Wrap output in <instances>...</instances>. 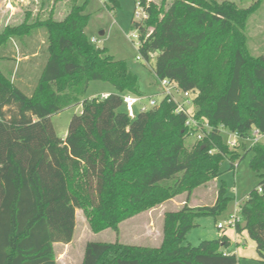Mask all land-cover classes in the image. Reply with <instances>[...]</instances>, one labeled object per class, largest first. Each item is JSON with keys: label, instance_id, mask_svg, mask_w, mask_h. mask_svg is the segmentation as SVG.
Listing matches in <instances>:
<instances>
[{"label": "trees", "instance_id": "16d2710c", "mask_svg": "<svg viewBox=\"0 0 264 264\" xmlns=\"http://www.w3.org/2000/svg\"><path fill=\"white\" fill-rule=\"evenodd\" d=\"M78 1L62 20L28 18L0 33V264H58L54 245L73 241L77 210L93 232H118L122 221L216 180L224 161L234 169L240 147L252 154L260 182L239 205L236 231H247L264 264V144H245L253 130L264 134V55L251 53L246 34L262 0L247 9L217 0H136L147 15L134 23L139 53L147 61L157 54V83L190 93L193 118L210 127L191 148L188 117L171 98L129 117L123 96L141 98L140 79L88 38V1ZM107 2L120 8V0ZM40 33L38 49L31 41ZM9 45L20 47L19 65ZM40 49L41 73L22 69ZM94 81L117 93L86 99ZM74 105L82 111L60 139L52 117ZM225 129L239 135V148L225 143ZM230 201L222 185L213 206L186 202L165 214L160 248L89 242L82 264H240L226 252V236L184 245L197 218L221 215Z\"/></svg>", "mask_w": 264, "mask_h": 264}, {"label": "rangeland", "instance_id": "374dc122", "mask_svg": "<svg viewBox=\"0 0 264 264\" xmlns=\"http://www.w3.org/2000/svg\"><path fill=\"white\" fill-rule=\"evenodd\" d=\"M6 1H8L6 3ZM2 0L0 1V33L8 26H19L28 18L29 23L38 20H47L53 14L57 20H62L70 11L75 0ZM88 1L85 14L89 15V24L86 28V34L90 40H96L95 46L106 49L108 54L113 56L117 61H125L130 70L140 79L141 91L143 93L142 104L149 106L151 99L160 104L164 98L162 87L156 81L154 67L157 54H152L149 61L145 60L139 53V37L134 23L141 22L142 19L136 18V13L142 12L137 5L136 0H120V8L109 10L107 0H79L80 4ZM163 0H148L161 4ZM173 0H167L170 4ZM218 2H233L239 8L247 9L257 4L260 0H217ZM11 4L14 9L7 11L8 5ZM259 7L252 15L247 26L248 47L251 53L256 56L264 55V0L259 3ZM104 33V34H102ZM45 41L43 33L38 34L31 41L33 45H40ZM18 49L20 47L18 46ZM17 48L9 45V50L14 53L17 64L22 59L19 56ZM1 51V49H0ZM39 57L35 61L26 62L22 69L31 68L41 73L45 64L46 56L40 49ZM21 52V51H20ZM14 62L12 61L11 64ZM15 63V64H16ZM8 65V64H7ZM33 70L30 71V73ZM34 73V72H33ZM36 74V73H35ZM34 74L27 76L28 80L32 79ZM23 91L29 93L31 88L21 87ZM117 93L116 89L106 83L94 81L90 84L86 99L102 97L103 94ZM193 101V96H191ZM139 104L136 112H139ZM194 105L191 111H194ZM82 111L81 105H74L58 115L52 117V123L60 139H65L70 122L75 115ZM222 135L226 144L230 145L234 141L233 133L230 130H223ZM198 141L196 136H190L186 139L187 147L191 148ZM249 149L253 143L245 142ZM240 141L238 143V148ZM232 148V147H231ZM238 152L243 158L237 161L234 169L231 163L226 160L221 166V174L216 180L210 181L194 189L190 195L184 193L174 199L139 214H136L119 224L118 232L112 229H106L99 233L92 231L89 221L82 210L76 211V231L72 245L63 250L58 247L57 252L60 258H63L59 264H81L84 256L86 245L89 242L96 243H120L122 245L142 248H160L164 239V218L168 212L180 210L186 202L192 207L213 206L218 197L219 189L224 185L227 189V197L231 199L227 209L219 216H202L196 219V227L188 234L184 245L197 247L203 241L218 240L226 236L230 240V246L227 249L231 255H236L240 264H259L258 254L255 242L249 237L247 231L237 233L236 228H231L228 222L239 205L243 203L246 196L254 190L260 182L259 176L250 169L251 153L245 152L240 147ZM189 198V199H188ZM188 199V201H187ZM219 224L224 229L218 228ZM62 256H61V255Z\"/></svg>", "mask_w": 264, "mask_h": 264}, {"label": "built area", "instance_id": "2783aa9c", "mask_svg": "<svg viewBox=\"0 0 264 264\" xmlns=\"http://www.w3.org/2000/svg\"><path fill=\"white\" fill-rule=\"evenodd\" d=\"M136 18L143 20L147 18V15L142 9L141 13L140 12L136 13ZM92 42L95 44L97 41L92 40ZM160 85L162 87V92H163L164 97L171 98V100L175 101V103L177 104L176 113H183L187 115L188 119L186 122V127L190 129L192 136H196L198 141L202 140L206 136V134L210 132V127L206 123H201L198 120L193 118L191 114V106L193 104V101L191 99L190 93L183 92L177 87L176 84L171 83L168 80L160 81ZM108 96H109L108 94H104L102 95V98L106 99L108 98ZM123 101H124L126 111L131 119H134L136 117L137 115L136 107L139 104H141L139 108V112H146L151 107H155L158 105L154 99L150 100L149 106L143 105L141 103L142 98L135 97L132 95H124ZM233 137H234V141L230 144V146L232 148H235L238 146L240 138L237 133H233ZM248 141H251L253 144H257V143L264 144V134L260 133L259 130L255 129L252 132V137ZM238 206H239V203H238ZM231 219L232 220L228 222L229 227L236 228L237 224L240 222L239 209L236 210L235 214L232 216ZM218 228L222 230L224 229V226L222 224H219Z\"/></svg>", "mask_w": 264, "mask_h": 264}, {"label": "crops", "instance_id": "0c3cea01", "mask_svg": "<svg viewBox=\"0 0 264 264\" xmlns=\"http://www.w3.org/2000/svg\"><path fill=\"white\" fill-rule=\"evenodd\" d=\"M0 1H2V0H0ZM6 1V0H5ZM8 1H6V3H7ZM9 9H14L13 8V6L11 5V4H9L8 5V8H7V11L9 12L10 10ZM8 26V24H6V27ZM102 34H104V33H102ZM106 94H111V93H106ZM104 95V94H103ZM74 240V239H73ZM72 243H73V241L71 242V243H69V244H61V243H57V244H55L54 245V247H55V251H56V255H57V263L59 264L60 263V261H62V259L63 258H60L59 257V254H58V252H57V249H58V247H62L63 248V250H65V249H67V248H69L71 245H72ZM226 252L228 253V251L226 250ZM61 255V254H60ZM62 256V255H61ZM83 258H84V256H83ZM82 262H83V259H82ZM82 264V263H81Z\"/></svg>", "mask_w": 264, "mask_h": 264}]
</instances>
